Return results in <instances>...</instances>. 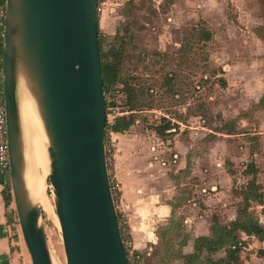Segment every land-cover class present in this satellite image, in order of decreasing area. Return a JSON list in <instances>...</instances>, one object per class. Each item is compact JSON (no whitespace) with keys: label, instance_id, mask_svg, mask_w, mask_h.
I'll use <instances>...</instances> for the list:
<instances>
[{"label":"rangeland","instance_id":"rangeland-1","mask_svg":"<svg viewBox=\"0 0 264 264\" xmlns=\"http://www.w3.org/2000/svg\"><path fill=\"white\" fill-rule=\"evenodd\" d=\"M121 1L98 0L104 47L120 45L124 40L121 73L133 88L130 93L123 89L124 83H119L105 95L109 119L121 114L134 119L129 130L117 138L114 135L118 143L116 176L127 162L132 166L128 175L137 172L145 188L149 189L150 185L146 186L153 178V187L157 184L162 192L175 186L174 218L183 220L187 209L184 203L190 198L185 193L189 190L192 194L188 187L195 184V177L186 178V173L193 168L195 161L191 158H203L199 166L208 181L203 194L212 192L211 186L220 183L234 194L232 204L236 210L249 205L264 222L258 197L248 191L251 175L245 174L249 163L256 165L255 192L263 197L264 0ZM118 30L123 39H115ZM166 124L173 129L172 136L158 133ZM182 158L187 166L184 170L180 167ZM47 183L55 210L48 177ZM222 197L230 200L226 194ZM207 212L219 220L215 212ZM42 217L49 247L60 264H67L60 227L44 211ZM173 222L180 221H168L167 227L174 230L166 229L162 234L159 230L163 225H159L156 231L163 239L141 251L133 244L130 228L126 243L130 260L134 264H167L163 259L164 241H173L172 235L182 234L185 229L174 228ZM10 227L13 248L6 264H32L19 225L14 221ZM247 236L241 232L239 256L242 254L251 264H264V243ZM222 255L224 251L214 256ZM242 261L240 257L236 264Z\"/></svg>","mask_w":264,"mask_h":264},{"label":"water","instance_id":"water-1","mask_svg":"<svg viewBox=\"0 0 264 264\" xmlns=\"http://www.w3.org/2000/svg\"><path fill=\"white\" fill-rule=\"evenodd\" d=\"M98 0H6L3 100L10 186L32 264H54L28 185L26 115L45 135L48 181L67 264H130L106 160Z\"/></svg>","mask_w":264,"mask_h":264},{"label":"crops","instance_id":"crops-1","mask_svg":"<svg viewBox=\"0 0 264 264\" xmlns=\"http://www.w3.org/2000/svg\"><path fill=\"white\" fill-rule=\"evenodd\" d=\"M5 1L6 0H0V7L5 6ZM109 1L114 2V0ZM126 1L129 0H122L120 3L123 4ZM1 44L3 45V34H0V46ZM0 62H3V57L2 61L0 59ZM2 70L3 66H0V99L3 92ZM118 134L122 133L115 132L114 135H116V138ZM116 145L118 147V143H116ZM191 159L195 162H193V168H190L191 171L189 173H186V178L195 177V184L193 185L194 187H188V189L191 190L192 194L189 190V192L187 191L185 193L186 195H189L190 198L187 199L186 203H184V207H187V209L183 212V214L185 215L184 234L187 236V243L183 247L184 253H192L194 251V242L198 236H210L212 234V224L214 217H212V215L207 212L208 210H212L213 212H215L220 222L222 223L231 222L236 218L238 213V210H236V206L232 204L235 197L234 194L231 192V190L223 189V187L219 185V179L218 185L215 184V186H211V189L213 190L212 192H206L205 194H203L206 190V188H203V186L208 185L204 170H200L201 167L199 166V162L203 160V158ZM181 162V170L186 169L187 166H184L183 158L181 159ZM188 163L189 161L187 160L186 165ZM140 168H144V165L141 164ZM129 170H132V166L130 164H128L127 162L125 164H122L120 174L117 176V178L122 182L121 204L123 205V208L129 219L128 221L130 223L133 244L137 249L141 251L149 244H156L158 242L159 235L156 231V228L159 225H167L166 223L171 220L173 212L176 208L173 200V196L175 195L173 194L175 186L169 187L168 191L166 192H162L161 190H159L161 188L157 184L155 187H153L152 184L155 181V179L153 178V180L149 179V184L146 186L148 187L150 185L149 189L145 188L144 181L139 182L137 178L138 173L134 172L135 175L130 176L128 175ZM1 173L2 171L0 169V261L3 262V264H6L7 261L5 260L6 258H8V256L10 257V252L13 248V243L10 239V225L13 224L14 221L8 222L7 212L9 210L6 207L5 199L2 194L5 180ZM214 179V182H216L215 177ZM168 181L169 180H167V182ZM170 181L172 182L171 179ZM171 185L172 184L170 183L169 186ZM186 189L187 188H185V190ZM223 194H226L230 198V200H223ZM147 196L150 197L147 198ZM209 207H212V209ZM225 213H227V215ZM205 224L207 226H205ZM249 237L257 240L258 242H261V244L264 243V241H260L253 235H248L247 238ZM240 257L241 261L243 260L242 262L251 264L249 260H245L242 254ZM214 258L216 257L214 256Z\"/></svg>","mask_w":264,"mask_h":264},{"label":"trees","instance_id":"trees-1","mask_svg":"<svg viewBox=\"0 0 264 264\" xmlns=\"http://www.w3.org/2000/svg\"><path fill=\"white\" fill-rule=\"evenodd\" d=\"M128 2V1H127ZM132 3L129 0V4ZM5 7V6H2ZM128 25H125L126 32H128ZM205 35L209 36L210 32L208 30H204ZM0 34H3V27L0 26ZM123 36L120 35V30L115 34V39H123ZM98 39H99V52L101 59V67L104 78V91L105 95L108 91L119 83H124L123 89L132 93V86L126 82L122 78V64H123V52L125 51L124 40L120 45L113 44L109 48L104 47V38L101 35L100 27H99V18H98ZM3 57V48L2 44L0 46V59L2 61ZM0 66L2 67V63L0 62ZM222 81V78H221ZM222 83H225L222 81ZM2 88V84H1ZM3 98V92L2 96ZM264 99V95H263ZM106 112L108 114V102L106 99ZM134 119L132 116H126V114H121L113 118L111 124L106 121V127L112 128L113 131L123 133L133 125ZM158 133L160 135H169L172 136L174 133L173 129L169 124L162 126ZM171 143V142H169ZM4 177V189L2 191L3 197L5 199L6 207L8 208L7 216L8 222L14 221L18 224L16 211L13 205V197L11 193L10 186V178L9 171H3L1 173ZM7 174V175H5ZM245 174L251 175V178L248 181V191L254 195V197H258L260 204L262 205L261 213L264 215V200H261L262 193L255 192L258 188L257 185V174L258 169L255 164L252 162L247 165V169L245 170ZM255 192V193H254ZM175 211L173 212V216L171 221H180L173 222L174 228L184 227V219L183 220H175L174 218ZM119 217V216H118ZM174 230L169 229L167 225H163L160 228V233L162 234L165 230ZM180 231V230H179ZM184 231V230H183ZM182 232V231H181ZM241 232H245L248 235H253L258 238L260 241H264V222H261L259 217L255 214V212L250 208L249 205H244L239 208L237 216L234 220H232L229 224L220 222L216 217H214V222L212 224V234L210 236L201 235L195 239L194 242V251L192 253H184L183 247L187 243V236L182 232H178L176 235H172L175 239L173 241H169L166 239L164 241L166 246V252L163 256V259L167 260V264H173V262H180L181 264H236L237 260H240L239 250L240 246L243 244L241 239ZM156 244H159L160 239ZM183 236V237H182ZM182 239L180 240V238ZM179 239V240H178ZM179 241V242H177ZM163 242V241H162ZM176 243V248H175ZM174 245V246H173ZM219 251H224L225 255L222 257L214 258V254H217ZM136 261V260H135ZM129 263L134 264L130 258ZM240 264H250L246 262H240Z\"/></svg>","mask_w":264,"mask_h":264},{"label":"bare ground","instance_id":"bare-ground-1","mask_svg":"<svg viewBox=\"0 0 264 264\" xmlns=\"http://www.w3.org/2000/svg\"><path fill=\"white\" fill-rule=\"evenodd\" d=\"M23 115L27 125L28 149L27 156L29 161L28 185L33 199L38 202L47 218L56 222L59 226L58 218L51 203L48 192V159L45 150V135L42 126L31 110V108H23ZM50 185V184H49ZM52 192V191H51ZM59 228V227H58ZM47 230V229H46ZM48 235V233H47ZM49 239V235H48ZM54 264H60L55 256L53 249L50 247Z\"/></svg>","mask_w":264,"mask_h":264},{"label":"built area","instance_id":"built-area-1","mask_svg":"<svg viewBox=\"0 0 264 264\" xmlns=\"http://www.w3.org/2000/svg\"><path fill=\"white\" fill-rule=\"evenodd\" d=\"M101 9V3L98 2L97 11L99 12ZM4 17H5V7H0V26L4 27ZM107 121L109 124L112 123L113 119L108 118L107 114ZM115 131L112 128L106 127V160L107 165L109 168V176H110V183L111 189L113 192V197L116 203L117 209V217L121 229V233L124 239V243L126 246L127 255L129 258V252L127 247V239L129 238L130 234V226L127 215L122 210L120 205L121 201V184L117 178V174H115L116 170V158H117V145L116 139L114 138ZM8 128H7V116L5 110V104L3 98L0 99V169L1 171H9L10 175V163H9V156H8ZM10 178V177H9ZM19 225V224H18Z\"/></svg>","mask_w":264,"mask_h":264}]
</instances>
